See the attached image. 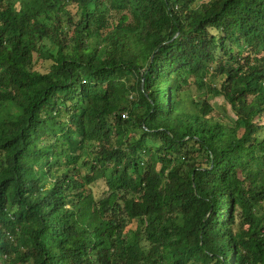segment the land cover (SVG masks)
I'll return each mask as SVG.
<instances>
[{"label":"trees","instance_id":"trees-1","mask_svg":"<svg viewBox=\"0 0 264 264\" xmlns=\"http://www.w3.org/2000/svg\"><path fill=\"white\" fill-rule=\"evenodd\" d=\"M201 263L264 264V0H0V264Z\"/></svg>","mask_w":264,"mask_h":264},{"label":"rangeland","instance_id":"rangeland-1","mask_svg":"<svg viewBox=\"0 0 264 264\" xmlns=\"http://www.w3.org/2000/svg\"><path fill=\"white\" fill-rule=\"evenodd\" d=\"M193 79L196 81H195V83H192L191 88L189 89V92L192 96L197 98L198 96L205 94V88L206 87H204L203 84H205V81H208L209 78L202 79L199 76H196V77L194 76ZM223 101H224L223 97H221V96H218L212 100L213 105H215L214 108H215L216 113L223 114L224 109L221 107ZM227 113L232 115L230 112H228V108H227ZM152 142L157 143L158 141L152 140ZM103 186H104V183L92 184V192H93L95 197H98L99 195L102 194ZM201 264H204V263H201Z\"/></svg>","mask_w":264,"mask_h":264},{"label":"built area","instance_id":"built-area-1","mask_svg":"<svg viewBox=\"0 0 264 264\" xmlns=\"http://www.w3.org/2000/svg\"><path fill=\"white\" fill-rule=\"evenodd\" d=\"M123 116H124V117H127V114H126V112L123 114Z\"/></svg>","mask_w":264,"mask_h":264}]
</instances>
